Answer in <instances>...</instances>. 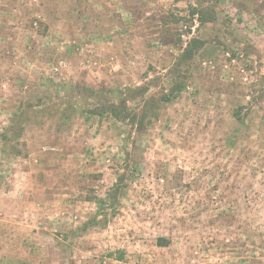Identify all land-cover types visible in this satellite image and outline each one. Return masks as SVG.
I'll return each mask as SVG.
<instances>
[{"label":"rangeland","instance_id":"1","mask_svg":"<svg viewBox=\"0 0 264 264\" xmlns=\"http://www.w3.org/2000/svg\"><path fill=\"white\" fill-rule=\"evenodd\" d=\"M0 264H264V0H0Z\"/></svg>","mask_w":264,"mask_h":264},{"label":"trees","instance_id":"2","mask_svg":"<svg viewBox=\"0 0 264 264\" xmlns=\"http://www.w3.org/2000/svg\"><path fill=\"white\" fill-rule=\"evenodd\" d=\"M194 14H199L201 17V24L205 25V23L215 22L216 21V11L212 7L202 8L200 6L199 9H193V16ZM205 41L202 38L197 37L193 38L187 48L178 56V60L176 61L175 69H177V74L180 75L182 70L180 67L182 64L189 63L190 61H194V58L201 52V50L205 46ZM183 82L180 80V76L178 79H175L171 89L162 94L161 97L158 98H147L142 101L141 104H137L134 107L131 106L129 103H106V104H99L96 105L93 109L88 108L86 113L90 115H95L99 117L108 116L118 122L126 124L128 127H137L139 132H143L147 128L148 120L151 118V115L157 118V110L160 109V104H169L173 102V100L177 99L184 90ZM143 97L147 95V90H142ZM71 104L66 105L63 107L62 113L63 115H67L69 110L72 109L70 107ZM52 108L47 109L46 111L49 113L51 112ZM21 116H25L24 112L20 113ZM18 137L22 134L21 132H17ZM123 179L121 178L120 181ZM121 193V189L116 187L111 191L108 195V201L111 200L113 205L118 201L119 196ZM101 203H104V200H100ZM160 243L163 244L165 240L159 239ZM112 257V254H110ZM118 260H122L123 256L117 258Z\"/></svg>","mask_w":264,"mask_h":264},{"label":"crops","instance_id":"3","mask_svg":"<svg viewBox=\"0 0 264 264\" xmlns=\"http://www.w3.org/2000/svg\"><path fill=\"white\" fill-rule=\"evenodd\" d=\"M14 226V225H13ZM26 227L24 226V224H23V222L21 223V226H19L18 224L17 225H15L14 227H13V231H16L17 232V234H16V236H21L22 235V232L23 231H26ZM12 235H15V234H13V232H12Z\"/></svg>","mask_w":264,"mask_h":264}]
</instances>
